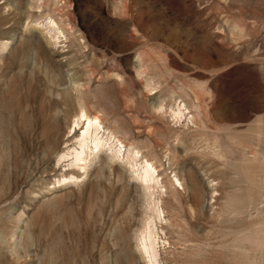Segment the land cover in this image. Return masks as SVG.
<instances>
[{"label":"rangeland","instance_id":"1","mask_svg":"<svg viewBox=\"0 0 264 264\" xmlns=\"http://www.w3.org/2000/svg\"><path fill=\"white\" fill-rule=\"evenodd\" d=\"M74 82L163 173L159 264H264V0H0V264H145L124 162L56 165Z\"/></svg>","mask_w":264,"mask_h":264},{"label":"bare ground","instance_id":"2","mask_svg":"<svg viewBox=\"0 0 264 264\" xmlns=\"http://www.w3.org/2000/svg\"><path fill=\"white\" fill-rule=\"evenodd\" d=\"M40 25L52 41L57 43V41L62 42L61 39H66L63 29L58 26V23L52 17L46 18L44 23ZM70 86V90H67V88L64 95L71 105L74 106L73 114L68 116L69 114H66L63 109L58 108L55 116L56 119L64 120L69 132H71V137L73 136L75 138V142L72 147L65 145L67 148L59 154L56 165L61 161H66L67 164L65 166L85 171L89 159L103 150L105 153H109L108 159L124 162L130 169V172H132L131 174L137 179L136 181H139L142 190L143 218L138 234L136 235L137 249H139L145 264H159L161 259L157 235L158 229L163 231L160 225L165 220L162 196L166 194L167 189L163 180V173L159 172L154 159L142 156L140 150L132 144L127 147L112 131L104 128L102 115L99 111H91V106H89L82 95L81 85L79 83L74 82ZM153 88L156 87H152L151 85L147 87L148 91ZM153 107L160 112L165 108L162 103H157ZM169 110L172 118L177 122L181 121L183 117H186L185 110L187 108L184 104L182 106H176V108L171 106ZM192 117H189L191 121ZM78 126H80V130L76 134ZM76 180L77 176L73 173L62 175L61 179L56 181L54 187L65 185ZM166 183L174 195L177 190L175 185L180 184V180L174 175L172 178L166 180Z\"/></svg>","mask_w":264,"mask_h":264}]
</instances>
